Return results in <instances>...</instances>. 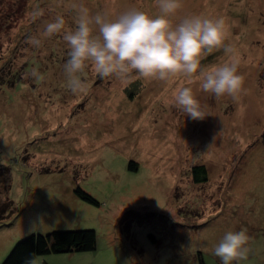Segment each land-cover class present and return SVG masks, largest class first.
<instances>
[{
	"label": "rangeland",
	"instance_id": "rangeland-1",
	"mask_svg": "<svg viewBox=\"0 0 264 264\" xmlns=\"http://www.w3.org/2000/svg\"><path fill=\"white\" fill-rule=\"evenodd\" d=\"M181 3L176 23L225 20L247 94L217 99L183 77L100 78L91 68L87 93L73 94L67 42L63 32L45 37L46 24L62 16L74 30L73 4L109 19L131 8L156 15V0H0V203L12 204L0 220V264L23 238L57 230L93 233L94 249L35 264H221L214 246L241 229L251 237L241 264H264V0ZM227 59L220 50L202 63ZM184 86L205 119L175 107ZM194 166L206 182H193Z\"/></svg>",
	"mask_w": 264,
	"mask_h": 264
},
{
	"label": "clouds",
	"instance_id": "clouds-1",
	"mask_svg": "<svg viewBox=\"0 0 264 264\" xmlns=\"http://www.w3.org/2000/svg\"><path fill=\"white\" fill-rule=\"evenodd\" d=\"M158 14L131 8L115 19L106 14H91L83 4H73L76 27L65 31V20L57 16L45 26L43 35L52 37L63 32L68 59L64 64L67 88L73 94H84L89 85L82 78L91 68L100 78H138L170 82L183 77L189 84L199 83L203 92L217 99L227 96L237 100L247 94L245 76L239 72L240 62L223 18L202 15L185 17L176 23L172 17L181 9V0H156ZM41 13H34V17ZM28 43L39 47L41 41L30 37ZM223 50L228 59L220 64L202 61ZM31 75L41 78L36 69ZM174 105L192 120H203L209 113L192 87L178 88ZM251 237L246 229L228 231L213 248L221 264H241L249 259ZM31 264H35L32 261Z\"/></svg>",
	"mask_w": 264,
	"mask_h": 264
},
{
	"label": "trees",
	"instance_id": "trees-1",
	"mask_svg": "<svg viewBox=\"0 0 264 264\" xmlns=\"http://www.w3.org/2000/svg\"><path fill=\"white\" fill-rule=\"evenodd\" d=\"M135 169L134 164H129ZM194 183L207 181L206 170L203 166H194L191 170ZM82 201L94 206L99 203L80 188L75 190ZM12 209L10 201L0 203V220ZM1 223V222H0ZM95 235L91 232L78 234L75 230H57L47 234H31L18 241L1 264H31L39 256L60 253L82 252L94 249Z\"/></svg>",
	"mask_w": 264,
	"mask_h": 264
}]
</instances>
